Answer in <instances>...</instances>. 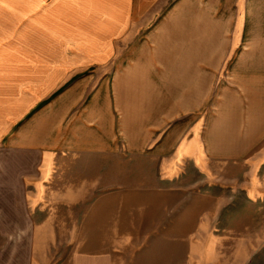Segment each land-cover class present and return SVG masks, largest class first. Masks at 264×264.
I'll list each match as a JSON object with an SVG mask.
<instances>
[{
  "label": "rangeland",
  "instance_id": "rangeland-1",
  "mask_svg": "<svg viewBox=\"0 0 264 264\" xmlns=\"http://www.w3.org/2000/svg\"><path fill=\"white\" fill-rule=\"evenodd\" d=\"M145 32L132 29L114 46L129 56L115 63L113 101L119 137L129 117L130 152L61 154L40 167L27 178L35 236L18 245H33V264H264V139L239 141L240 131L264 126L263 35L252 93L243 94L232 76L241 48L228 31L223 45L211 30L220 58L194 62L204 78L181 60L176 79L160 76L161 63L139 69L137 58L142 49L185 53V30L167 31L157 52L139 46ZM158 111L162 125L146 127L158 133L141 151L138 115Z\"/></svg>",
  "mask_w": 264,
  "mask_h": 264
},
{
  "label": "crops",
  "instance_id": "crops-1",
  "mask_svg": "<svg viewBox=\"0 0 264 264\" xmlns=\"http://www.w3.org/2000/svg\"><path fill=\"white\" fill-rule=\"evenodd\" d=\"M215 27L221 44L228 31L229 45L241 48L232 76L247 94L260 60L256 38L264 37V0H0V239H10L0 244V264H33V245H18L35 236L27 178L61 154L130 152L129 117L123 113L119 137L113 101L115 63L129 56L114 46L128 40L132 29L149 31L138 44L157 52L167 31L185 30V53L158 57L142 49L139 69L161 63L160 76L176 79L174 63L187 60L189 74L204 78L194 62L220 58L221 46L211 34ZM213 50L219 55L211 56ZM160 113H139L141 151L158 133L146 127H161ZM167 119L170 128L176 125L175 111ZM240 132L239 141L264 139V126Z\"/></svg>",
  "mask_w": 264,
  "mask_h": 264
}]
</instances>
